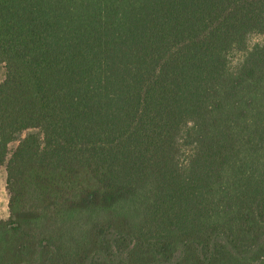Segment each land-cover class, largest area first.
<instances>
[{"label":"trees","instance_id":"trees-1","mask_svg":"<svg viewBox=\"0 0 264 264\" xmlns=\"http://www.w3.org/2000/svg\"><path fill=\"white\" fill-rule=\"evenodd\" d=\"M0 64V264H264V0H0Z\"/></svg>","mask_w":264,"mask_h":264},{"label":"rangeland","instance_id":"rangeland-1","mask_svg":"<svg viewBox=\"0 0 264 264\" xmlns=\"http://www.w3.org/2000/svg\"><path fill=\"white\" fill-rule=\"evenodd\" d=\"M259 39H255L254 42ZM5 77V67L0 64V82ZM15 148V146H14ZM7 173L5 167H0V220L9 218V194L7 191Z\"/></svg>","mask_w":264,"mask_h":264}]
</instances>
